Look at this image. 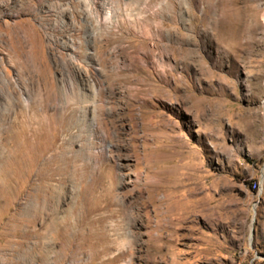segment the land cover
I'll return each mask as SVG.
<instances>
[{
    "label": "rangeland",
    "instance_id": "obj_1",
    "mask_svg": "<svg viewBox=\"0 0 264 264\" xmlns=\"http://www.w3.org/2000/svg\"><path fill=\"white\" fill-rule=\"evenodd\" d=\"M0 264H264V0H0Z\"/></svg>",
    "mask_w": 264,
    "mask_h": 264
},
{
    "label": "water",
    "instance_id": "obj_2",
    "mask_svg": "<svg viewBox=\"0 0 264 264\" xmlns=\"http://www.w3.org/2000/svg\"><path fill=\"white\" fill-rule=\"evenodd\" d=\"M253 221H255V219H253ZM254 231H255V229H254V227H253V228L251 229L250 242H251L252 239H253Z\"/></svg>",
    "mask_w": 264,
    "mask_h": 264
},
{
    "label": "trees",
    "instance_id": "obj_3",
    "mask_svg": "<svg viewBox=\"0 0 264 264\" xmlns=\"http://www.w3.org/2000/svg\"><path fill=\"white\" fill-rule=\"evenodd\" d=\"M254 185L257 186V183H253V187H254Z\"/></svg>",
    "mask_w": 264,
    "mask_h": 264
}]
</instances>
